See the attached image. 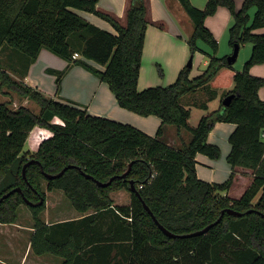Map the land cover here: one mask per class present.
I'll use <instances>...</instances> for the list:
<instances>
[{"label":"trees","instance_id":"16d2710c","mask_svg":"<svg viewBox=\"0 0 264 264\" xmlns=\"http://www.w3.org/2000/svg\"><path fill=\"white\" fill-rule=\"evenodd\" d=\"M98 0H0V51L20 49L33 62L46 48L68 61L54 71L57 88L69 65L81 64L106 81L120 106L147 115L156 114L161 123H174L192 136L182 147H174L133 124L89 113L72 102L46 96L38 87L14 77L1 62L0 87L6 86L31 98L38 111L21 104L16 108L0 101V221L13 222L25 198L35 230L30 245L37 254L54 253L60 264H264V99L258 89L264 77L249 68L264 62V0H207L201 8L191 0H179L193 23L187 39L191 54L201 50L198 40L209 46L203 71L189 77L190 61L167 85L137 88L145 30L149 22L147 0H128L124 18L97 7ZM219 5L234 17L229 26V43L251 42V52L241 70L233 68L226 54L217 55L218 41L205 18ZM254 6L252 17L247 9ZM79 10L93 12L107 20L114 32L98 26ZM79 56L74 57L73 53ZM23 57L22 55L16 54ZM17 56V58H19ZM190 58V57H189ZM88 60L103 65L101 69ZM6 66V65H5ZM217 87L226 88L219 105L208 109ZM207 94L199 105L205 109L197 124L189 121L190 109L181 102L186 92ZM233 93L227 104L222 98ZM234 122L226 155L232 170L223 182H209L195 173V154L218 158L221 148L207 135L216 121ZM35 126L51 133L39 139L34 152H23L25 140ZM29 162L22 171L23 164ZM131 162L124 176H119ZM48 178L43 172L57 173ZM236 166L252 170V178L238 197L228 190ZM85 173L92 175L87 177ZM114 178L107 185L101 181ZM132 179L139 195L131 190ZM47 189H61L83 215L47 223L39 217ZM19 186L2 197L4 193ZM125 188L130 200L114 204L110 191ZM258 195L256 200L254 198ZM2 197V198H1ZM146 202L157 220L175 233H188L220 220L206 232L194 235L165 234L144 207ZM251 209L250 211H247ZM109 217L104 227L101 222Z\"/></svg>","mask_w":264,"mask_h":264},{"label":"crops","instance_id":"0c3cea01","mask_svg":"<svg viewBox=\"0 0 264 264\" xmlns=\"http://www.w3.org/2000/svg\"><path fill=\"white\" fill-rule=\"evenodd\" d=\"M206 1L207 0H199L197 5L201 7ZM99 2L100 0L97 2V7L101 8ZM127 2L128 0H105V2H103L104 8L102 9L113 12L123 19ZM147 2L149 6V22L147 23L145 30L137 88L143 89L153 85L164 86L173 82L176 79L179 70L185 65V61L189 55V57H191L189 77H194L200 74L208 64L209 56L201 51L205 50L201 46V50H197L192 54L190 53L187 38L193 30L192 23L186 31H181L177 26H174L175 22L174 18H172V14L175 18H178V16L182 18L184 17V13H182L183 7L180 9L181 4L179 3V0H147ZM77 12L98 26L114 32L112 25L97 14L79 9H77ZM221 18V15H217L216 18L207 17L205 20V24L210 28L214 35L219 34L223 30V26L217 21L221 20ZM159 23H162L163 26H160ZM256 30L258 32H264V26L256 28ZM9 49L11 50L10 47H8L7 50ZM10 50L8 52H10ZM1 52L2 50L0 53ZM12 56H16L13 51ZM88 61L101 69L104 68L103 65H100L93 60ZM67 63L68 61L66 59L54 54L46 48H41L36 59L23 68H20L17 65L5 66L3 64V66L14 77L27 84L38 87L46 96H50L60 101L72 102L75 105L86 109L91 114L106 116L121 122L133 124L152 135L156 134L158 127L161 126V131L158 137L171 146L182 147L184 143H187L190 140L192 134L183 126L179 127L174 123H161V118L156 114L143 115L120 106L108 83L81 64L74 63L69 65L65 74L62 76L59 88H57L55 82L56 74L54 71L62 70L66 67ZM10 67L15 69V71ZM252 68L255 74L259 73L258 71H254L258 68L264 73V70H262L264 69V62L253 65ZM165 81L167 82L164 83ZM262 86L258 89V94L260 98L264 99V87ZM217 90L218 92L216 96L207 101L208 109H215L219 105L221 99L220 89ZM197 91L198 90L192 91V93L196 94ZM190 92H186L181 96V102L185 107L190 109L189 121L192 125H195L205 109L199 105L202 98L200 97L199 99L193 100L191 97H188ZM194 110L198 113L196 122H193L191 119V114ZM235 125L234 122L220 120L214 123L207 135V140L220 146L221 155L218 158H213L205 153L197 152L195 154V173L198 178L209 182H223L229 177L232 168L226 159V155L230 149V143L227 142V138ZM35 127H33V129ZM251 178V169L236 166L234 168L233 180L229 189L221 192L223 194L227 192L228 195H230L234 189V185L238 184V194H241L246 185L250 183ZM122 190L126 189L119 188L115 190V192L118 196L121 195V197H124ZM110 196L113 199L111 194ZM128 202V199L124 201L113 199L114 204H126ZM82 215L83 213L78 211V214H75L70 218L76 219L80 218ZM109 221V217H104L101 224L105 227ZM2 223L6 224L7 222ZM29 250H31L30 243L28 246L25 245L22 252L20 251L21 256L18 264L50 263L47 262L45 258L37 259L40 256L39 254H37V258L34 259V257H30L31 260L28 261ZM24 253L27 255L23 259ZM54 261L56 262V259L52 260V262ZM60 263L61 259L59 262L57 261V264ZM77 264H81V261L77 262Z\"/></svg>","mask_w":264,"mask_h":264},{"label":"rangeland","instance_id":"374dc122","mask_svg":"<svg viewBox=\"0 0 264 264\" xmlns=\"http://www.w3.org/2000/svg\"><path fill=\"white\" fill-rule=\"evenodd\" d=\"M244 0H234L235 8L238 9L242 6ZM103 2L105 0H100L99 5L101 8H104ZM199 0H192V3L195 6H198L197 3ZM180 3V2H179ZM205 3H203L202 6H204ZM201 6V8H202ZM182 6H180V9ZM199 7V6H198ZM182 13H184V17L178 16V18H175L172 14V18H174L175 25L177 26L179 30L186 31L189 29V25H192V20L189 17V15L186 13L185 10L182 9ZM248 14L250 17H252L254 12V6H251L247 9ZM216 13V14H215ZM214 15V16H210ZM217 15H221V20H217L220 25L223 26V30L219 33L214 35L218 41V48H217V55L226 56L232 52L233 46L229 43V26L233 23L234 17L229 11V9L225 5H219L216 9V11L213 14H209L207 17L216 18ZM205 18V20H206ZM181 20V21H180ZM191 22H189V21ZM215 21V20H214ZM216 22V21H215ZM164 23V22H163ZM192 23V24H191ZM160 26H163L162 23H159ZM165 25V23H164ZM165 27V26H164ZM210 29V28H209ZM258 32L256 29L254 30ZM188 39V38H187ZM198 45L203 47L205 50L208 51L209 46L205 44L201 39L198 40ZM251 42L245 41L239 44V50L237 54V58L232 63L233 68L237 70H241L244 66V62L246 59H248L250 52H251ZM13 52L19 55H22L23 57L17 58L16 56H12V54H9V50H6L5 48L0 53L1 62L6 65H17L20 68H23L27 65L26 58L27 55L22 52L20 49L13 48ZM197 51V50H195ZM194 51V52H195ZM191 53V51H190ZM189 53V54H190ZM190 56V55H189ZM188 58L185 61V64L188 62ZM18 59V60H17ZM29 64V63H28ZM258 63H255L253 65H257ZM253 65L249 68V72L254 75H258L261 77H264V73L261 72L260 68L254 71H258L259 73L255 74L253 72ZM12 70L15 71L12 67H10ZM191 68V66H190ZM64 69V68H63ZM17 70V69H16ZM264 70V69H262ZM65 74V73H64ZM165 81L164 83H166ZM264 87V86H262ZM217 89H220V98L222 97V93L226 90V88L217 87ZM188 97H191L193 100L199 99L200 97L203 99L207 94L203 93L202 90H199L195 93L190 92L188 94ZM187 97V96H186ZM195 98V99H194ZM201 99V100H202ZM8 101L9 105L13 108H16L17 106L24 104L30 107L34 111H38L39 106L35 101H33L31 98L21 96L14 90H9L6 86L0 87V101ZM197 111H192L191 119L193 122H196L197 119ZM51 133L47 128L43 126H36L33 130H31L27 136V139L25 140L23 152H26L27 154H30L31 152H34L37 148V143L39 139H41L43 136L48 135ZM227 142H229L227 138ZM247 186V185H246ZM42 188L45 191V204L43 209L39 212V217L45 221L49 222H55L56 220H65V219H71L70 217H73L75 214H78L77 209L71 204L69 198L62 192L61 189H47L45 185V181L42 180ZM246 188V187H245ZM239 185H234V189L230 195L232 196H239L238 194ZM117 190V189H115ZM115 190L110 191V194L113 196L114 200L117 201H129V192L128 190H122L124 197L118 196V194L115 192ZM258 195L254 198V201ZM33 214L32 210L29 207V204L27 202H21L17 209V215L16 219L13 222H7L6 224H3L0 221V264H18L20 261V251H23V248L29 245L30 243V237L32 235V232L35 230V227H33ZM43 254V255H42ZM39 254L40 256H37V253L31 250H29L28 253V261L31 260L30 257H34L37 259H46L47 262H50L49 264H57V261L62 260V257L59 255H56L54 253L45 252ZM27 254L24 253L23 259L25 258ZM56 259V262H52V260ZM26 262V261H25Z\"/></svg>","mask_w":264,"mask_h":264},{"label":"water","instance_id":"95a60500","mask_svg":"<svg viewBox=\"0 0 264 264\" xmlns=\"http://www.w3.org/2000/svg\"><path fill=\"white\" fill-rule=\"evenodd\" d=\"M238 50H239V44H238V43H235V44L233 45L232 52L226 56V59H227V61H228L229 63H233V62L235 61V59L237 58ZM188 60L190 61L189 64L191 65V57H190ZM189 61H188V62H189ZM232 95H233V93H229V94L225 95V96L222 98V103H223V104H227V103L229 102L230 98L232 97ZM32 160H33V159H28L27 161H25V163L23 164V167H22V171H23V173H24V170H25L26 165H27L29 162H31ZM68 166H73V165H72V164L66 165V166H64L61 170H59L57 173H48V172H43V173H44V175H45L46 177H48V178H51V177H53V176H59V175H60V174H61V173H62V172L68 167ZM130 166H131V162L128 163L127 168H126L122 173H120L119 176H124V175L128 172V170L130 169ZM85 175H86L87 177H92V175H90V174H88V173H85ZM114 176H115V175L111 176V177H110L108 180H106V181H101V180L96 179V182H97L98 184H100V185H107V184H108V183L114 178ZM129 182H130V188H131V190L135 191V192L139 195V192H138V190L136 189L133 180L130 179ZM14 190H18V191H20L21 188H20L19 186L13 187L12 189H10V190L7 191L6 193H4V194L2 195V197L6 196L7 194H9L10 192H12V191H14ZM2 197H1V198H2ZM139 197H141V196L139 195ZM25 199H26L25 201H26L28 204H36V203H40V202H42L43 197H41L37 202H34V201L29 200V199H27V198H25ZM142 203H143L144 207L147 209V211H149V213L151 214L152 218H153L154 221L157 223V225L159 226V228H160L165 234H167V235H169V236H184V235H194V234L204 233V232H206V231H207V230H208L213 224L217 223V222L220 220V218H221V216H222V213H223L224 211H227V212H229V213H234V214H241V213H242L241 211L236 210V209H234V208H232V207H227V208H225V209H222L221 214H220V215H219L214 221L208 223L207 225H205V226H203V227H201V228H199V229L193 230V231H191V232H188V233H175V232H173V231L167 229L166 227H164V226H163V225L157 220V218H156L155 215L152 213V211L150 210L149 206L146 204V202H145L144 200H142ZM250 210H251V209H248L247 211H250Z\"/></svg>","mask_w":264,"mask_h":264},{"label":"built area","instance_id":"2783aa9c","mask_svg":"<svg viewBox=\"0 0 264 264\" xmlns=\"http://www.w3.org/2000/svg\"><path fill=\"white\" fill-rule=\"evenodd\" d=\"M73 56H74V57L79 56V53H78V52H74V53H73Z\"/></svg>","mask_w":264,"mask_h":264}]
</instances>
